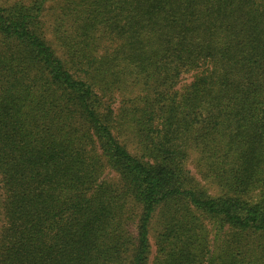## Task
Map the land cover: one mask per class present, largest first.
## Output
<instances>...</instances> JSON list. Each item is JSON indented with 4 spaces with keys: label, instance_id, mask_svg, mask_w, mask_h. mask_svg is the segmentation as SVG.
Listing matches in <instances>:
<instances>
[{
    "label": "trees",
    "instance_id": "obj_1",
    "mask_svg": "<svg viewBox=\"0 0 264 264\" xmlns=\"http://www.w3.org/2000/svg\"><path fill=\"white\" fill-rule=\"evenodd\" d=\"M0 264H264V0L0 3Z\"/></svg>",
    "mask_w": 264,
    "mask_h": 264
},
{
    "label": "rangeland",
    "instance_id": "obj_2",
    "mask_svg": "<svg viewBox=\"0 0 264 264\" xmlns=\"http://www.w3.org/2000/svg\"><path fill=\"white\" fill-rule=\"evenodd\" d=\"M11 1H13V0H0V3H9ZM189 79H190V76L187 75V80H189ZM186 165L191 170L192 174H194L196 177H199L198 171H199L200 167L197 166V153L193 152L191 154V156L187 160ZM203 183H204V185H206V188L208 189L210 194H215L217 192L218 189L215 185L209 184L206 181ZM151 241H152V256H151V258H152L154 251H155V246L153 245V242H154L153 238H151Z\"/></svg>",
    "mask_w": 264,
    "mask_h": 264
}]
</instances>
